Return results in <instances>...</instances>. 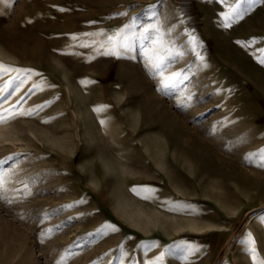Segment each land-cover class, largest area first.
<instances>
[{"label": "rangeland", "instance_id": "374dc122", "mask_svg": "<svg viewBox=\"0 0 264 264\" xmlns=\"http://www.w3.org/2000/svg\"><path fill=\"white\" fill-rule=\"evenodd\" d=\"M261 60V0L0 3V264H264Z\"/></svg>", "mask_w": 264, "mask_h": 264}, {"label": "snow or ice", "instance_id": "6c2138e0", "mask_svg": "<svg viewBox=\"0 0 264 264\" xmlns=\"http://www.w3.org/2000/svg\"><path fill=\"white\" fill-rule=\"evenodd\" d=\"M8 2L9 0H0V3H8ZM254 2L255 0H248L249 6H251V4ZM261 2L264 3V0H261ZM157 7L158 5L147 6L145 11L148 13V16L146 17V19H152V20L156 19ZM247 11H248L247 8L240 11L233 10L232 15L226 16L224 18L225 26H228L234 18L243 17ZM160 31L161 29L159 26L154 27L153 25H143L138 18L134 17L133 22L129 25H126L125 28L120 29L115 34V37L113 36L108 37L109 43L111 45V50L109 52H106L105 54L119 57L124 53H130L133 50V41L137 39L152 41L153 44H159L164 51H167V47H165L164 45V36L160 35ZM260 62L264 63V60H261ZM9 73H16V75L8 82V86L15 84V88L13 89V91L20 89L25 84L28 77H30L33 74L31 70L8 68L0 64V77L7 75ZM169 86L170 85L168 84H164L163 88H167ZM3 98H4L3 96H0V99ZM20 114H24V112L21 111ZM28 114H32V113L29 112ZM8 118L11 119L12 117H8ZM4 119H5L4 113L0 112V123H3ZM256 155H259V158L261 160V162L257 166L260 168H264V151H262L259 154H250V156H256ZM0 163H3V161H0ZM2 187H3V180H0V188ZM251 251L254 253L255 249H251Z\"/></svg>", "mask_w": 264, "mask_h": 264}, {"label": "bare ground", "instance_id": "6f19581e", "mask_svg": "<svg viewBox=\"0 0 264 264\" xmlns=\"http://www.w3.org/2000/svg\"><path fill=\"white\" fill-rule=\"evenodd\" d=\"M70 92H71V90H70ZM70 94H71V93H70ZM76 111H77V110H76ZM12 130H13L12 122H3V123H0V137L6 135V134L9 133V132H12ZM6 139H7V138H6ZM250 212H251L250 215L253 214V216L255 217V214H256V212H258V211H254V210H253V212H252V211H250Z\"/></svg>", "mask_w": 264, "mask_h": 264}]
</instances>
